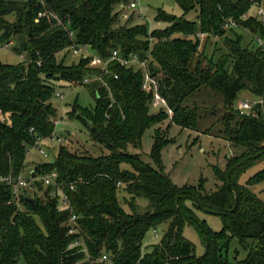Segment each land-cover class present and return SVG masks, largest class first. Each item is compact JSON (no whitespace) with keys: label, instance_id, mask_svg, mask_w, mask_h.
Masks as SVG:
<instances>
[{"label":"trees","instance_id":"1","mask_svg":"<svg viewBox=\"0 0 264 264\" xmlns=\"http://www.w3.org/2000/svg\"><path fill=\"white\" fill-rule=\"evenodd\" d=\"M126 1L0 0V42L25 58L18 64L0 62V109L9 112V120H0V175L56 171L79 230L68 233L69 210L60 206L58 192L51 195L52 185L34 179L14 194L0 182V264H106L97 260L102 254L113 264H264V200L250 188L264 179V168L244 184L238 181L248 166L264 157V113L260 105L254 114L235 108L241 90L264 97V49L256 40L264 43V25L249 12L253 1L264 6V0H174L182 15L157 8L155 21L167 25L150 31L147 24L120 22L114 5ZM228 18L238 26L225 27ZM212 41L214 50L207 56L204 49ZM72 42L88 45L103 60L113 50L121 57L134 52L147 59L171 116L163 109L150 112L153 91L142 89L140 68L109 60L103 72L90 67L88 58L70 64L57 61L56 54L70 51ZM84 78L90 80L83 83ZM55 82L88 88L94 108L73 106L69 113L108 153L94 157L60 145L54 162L28 168L29 147L54 130ZM200 90L220 98L218 136L241 148L224 169L213 167L221 184L209 193L202 183H173L161 160L169 139L160 128L154 130L150 151L154 166L125 151L127 142L140 146L144 130L166 119L168 125L198 129L199 112L215 111V106L195 99ZM211 127L203 131L211 133ZM122 163L130 169L121 168ZM137 197L148 201L144 211ZM195 209L219 215L221 229L210 228ZM162 223L167 227L158 242L142 251L147 231ZM185 224L198 232L204 245L201 256L183 235ZM79 235L89 258L77 247L67 248ZM232 239L238 247L230 257Z\"/></svg>","mask_w":264,"mask_h":264},{"label":"rangeland","instance_id":"2","mask_svg":"<svg viewBox=\"0 0 264 264\" xmlns=\"http://www.w3.org/2000/svg\"><path fill=\"white\" fill-rule=\"evenodd\" d=\"M127 3L126 1L122 4L114 5V11L120 12V22L129 25L147 24L149 31L150 29L163 28L167 25V23L155 21L154 16L157 8H163L165 11L177 16L183 13L174 0H149L141 3L140 6L134 9L127 8ZM253 10V7H251L249 12H253ZM139 12L142 13V17L139 16ZM193 16L194 11L186 15L189 19H192ZM214 46L213 41L206 46L204 51L207 56H210L214 50ZM199 49L202 50L201 45ZM79 58L80 56L73 55L71 51L67 50L56 54L57 61L64 59V64L76 63ZM24 59L23 56L14 53L10 44L4 45L0 42V62L18 64L24 61ZM55 83L57 89L51 98V103L56 108V118L61 117L55 126V137L53 139L45 138L38 145V147L45 150L46 155L41 154L36 147L31 148L27 152L25 164L28 168L33 167L34 164L39 162H54L57 149L60 145H64L72 152H84L94 157L108 153L100 143L89 138L85 125L69 113L73 109V106L94 108L95 100L88 88L79 83H73L72 85L63 82ZM58 83L60 86H57ZM57 93H62L63 98L57 96ZM197 98L203 106H215L214 112L206 113L205 110L199 112L198 129L182 128L174 123L168 125L169 120L166 119L144 130L140 146L127 142L125 144V151L138 154L143 162L154 166L150 158V151L153 145L154 130L160 128L161 131H165V137L169 139L161 150V160L164 165V171L169 174L173 183L178 186H198L202 183L203 191L209 193L217 189L218 185L221 184L214 174L213 167L218 166L224 169L229 158L238 153L241 148L231 144L217 134L218 129L221 128L219 119L223 112L220 98L214 95L210 96L205 90H200L195 96V99ZM242 98L254 99L255 97L249 92L241 90L237 95V100ZM262 106L264 113V101ZM161 109L167 112V107L163 102L155 103L152 100L150 112L156 113ZM211 125V133H205L203 130ZM120 167L130 169V165L126 163H122ZM263 168L264 157L248 166L241 173L238 181L244 184L251 176ZM250 188L264 200V179L253 184ZM118 194H120L119 196L123 195L121 189ZM136 201L139 210L144 211L148 201L144 197H137ZM195 214L199 219L205 220L213 230L221 229L222 221L219 215L196 209ZM166 227L167 223H162L155 227V231H153V228L149 229L142 241V251H145L148 245L158 242ZM183 235L194 243L196 255L201 256L204 253V245L196 229L190 224H185ZM236 247H238L237 240L232 239L229 248L230 257ZM243 255L244 253L241 251L239 257Z\"/></svg>","mask_w":264,"mask_h":264},{"label":"built area","instance_id":"3","mask_svg":"<svg viewBox=\"0 0 264 264\" xmlns=\"http://www.w3.org/2000/svg\"><path fill=\"white\" fill-rule=\"evenodd\" d=\"M145 1H149V0H129L128 3L126 4V7L129 9H134V8H137L138 6H140V4L145 2ZM252 7L254 9L253 12H254L255 16L258 19H260L264 25V6L259 2L253 1ZM39 15H40V13H39ZM139 16L142 17L141 12H139ZM58 23H60V21H58ZM231 26H238V25L233 19L228 18L226 23H225V27H231ZM69 36L70 37L73 36L72 31H69ZM199 36L203 37L204 33H199ZM256 40H257V43L259 45H261L262 48L264 49V43L259 38H257ZM5 45H9V43L5 44ZM68 49L71 51V53L73 55H78V56L83 57V58H88V65L90 67H96L103 72L107 71V63L109 60H117V61H119V63L121 65L133 66L135 68L142 69V71H143L142 89L145 91H150V90L153 91V100L155 103L163 102V99H162V97L158 91L157 77L155 75H151L149 70H148V60L147 59H141L137 53L132 52V53H129L127 56L121 57V56H119L117 50H113L110 58L108 60H103L98 55L93 54L90 51L88 45L76 44V43L72 42ZM37 64L40 65V62H37ZM89 80H90L89 78H84L83 83H86ZM56 95L59 96L60 98H63L62 93H57ZM263 101H264V97H259V98H254V99L242 98V99L236 100L235 108L241 114H250V113L254 114L255 113L254 107L256 105H260L261 107H263L262 106ZM167 113L169 114V116H171L172 111L170 109H167ZM60 118L61 117H58V118H55L53 120L54 130H55V126L59 122ZM5 119L9 120V112H3L0 109V120H5ZM54 130L46 138L53 139L55 137V131ZM43 139H45V138H37L34 145L32 147H29L27 152L31 148L36 147V148H38V150L41 154L46 155L45 150L38 147V145L41 143V141ZM57 140H59V138H57ZM56 177H57V173L54 170L50 171L49 173L41 174L38 176L31 175V173H30V175L25 176L23 174V172L20 171L16 175H13V174H8V175H4V176L0 175V182L9 185L14 194L17 193L20 188L28 186L34 179L41 180L44 185H52L54 187V189L51 191V195H54L56 192H58L60 194V206L62 208H66L69 210V216H68V219L66 222L68 233H70V234L79 233L78 227L76 225L77 216L73 213L71 206H70V203H69V200H68V196L63 191L61 183L57 182ZM70 188L72 189V186H70ZM153 231H155V228L153 229ZM76 247L78 248V250L85 252L86 256L89 258L84 239L81 235H79L76 239L71 241L67 246L68 249H74ZM97 260L104 261L106 264H113L110 257L107 254H102L101 256H99L97 258Z\"/></svg>","mask_w":264,"mask_h":264},{"label":"water","instance_id":"4","mask_svg":"<svg viewBox=\"0 0 264 264\" xmlns=\"http://www.w3.org/2000/svg\"><path fill=\"white\" fill-rule=\"evenodd\" d=\"M31 201H32V199H31Z\"/></svg>","mask_w":264,"mask_h":264},{"label":"crops","instance_id":"5","mask_svg":"<svg viewBox=\"0 0 264 264\" xmlns=\"http://www.w3.org/2000/svg\"><path fill=\"white\" fill-rule=\"evenodd\" d=\"M28 167V166H27Z\"/></svg>","mask_w":264,"mask_h":264}]
</instances>
